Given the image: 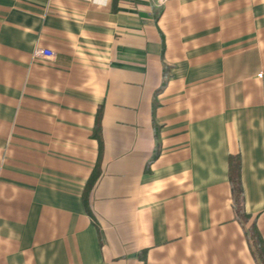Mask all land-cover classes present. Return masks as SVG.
I'll return each instance as SVG.
<instances>
[{"label": "crops", "instance_id": "crops-1", "mask_svg": "<svg viewBox=\"0 0 264 264\" xmlns=\"http://www.w3.org/2000/svg\"><path fill=\"white\" fill-rule=\"evenodd\" d=\"M159 3L0 0V264H257L264 0Z\"/></svg>", "mask_w": 264, "mask_h": 264}, {"label": "trees", "instance_id": "trees-1", "mask_svg": "<svg viewBox=\"0 0 264 264\" xmlns=\"http://www.w3.org/2000/svg\"><path fill=\"white\" fill-rule=\"evenodd\" d=\"M102 113L98 111L95 119V128L93 136L97 139L99 147L101 146L100 137V122ZM228 178L231 190V205L235 214V219L241 224L244 230V234L249 245L251 254L257 264H264V242L262 237L257 230L254 221H251V216L245 211V197L241 182V164L239 157H229V167H228ZM99 176L98 167L91 174L90 178L87 180L85 191L83 193V202L85 210L89 217H93L89 206L88 200L90 192Z\"/></svg>", "mask_w": 264, "mask_h": 264}, {"label": "built area", "instance_id": "built-area-1", "mask_svg": "<svg viewBox=\"0 0 264 264\" xmlns=\"http://www.w3.org/2000/svg\"><path fill=\"white\" fill-rule=\"evenodd\" d=\"M159 5L162 6L170 0H159ZM33 57H39L46 60H51L54 58V52L49 49L35 48L33 51Z\"/></svg>", "mask_w": 264, "mask_h": 264}]
</instances>
